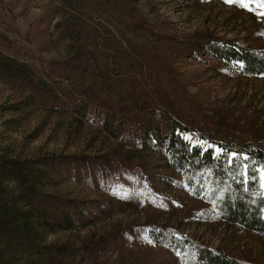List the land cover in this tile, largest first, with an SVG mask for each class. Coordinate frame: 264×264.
Here are the masks:
<instances>
[{"label":"rangeland","instance_id":"rangeland-1","mask_svg":"<svg viewBox=\"0 0 264 264\" xmlns=\"http://www.w3.org/2000/svg\"><path fill=\"white\" fill-rule=\"evenodd\" d=\"M135 4L144 22L137 32ZM261 12L255 3L249 9L226 0H0V264H188L159 238L123 234L146 223L264 264L263 237L216 221L163 155L141 152L79 116L67 95L77 71L57 79L51 70L66 57L62 32L75 23L91 40L129 45L123 55L100 47L115 62L106 71L113 98L162 96L183 121L248 137L249 127L264 128V76L228 75L206 56L180 55L178 43L208 38L264 48ZM153 32L171 38L155 40ZM142 63L149 69L141 71ZM125 72L130 77H120ZM182 137L210 146L193 131ZM40 159L47 164L35 165ZM50 160L61 161L58 169ZM123 167L141 169L156 196L129 193L135 174L120 177ZM74 212L84 225L65 228L62 218Z\"/></svg>","mask_w":264,"mask_h":264},{"label":"trees","instance_id":"trees-1","mask_svg":"<svg viewBox=\"0 0 264 264\" xmlns=\"http://www.w3.org/2000/svg\"><path fill=\"white\" fill-rule=\"evenodd\" d=\"M134 9L135 18H130L133 29L137 32L144 27V22L140 20L136 4ZM69 27L71 30L65 34L62 32V36L66 35L69 41L66 57L53 63L51 70L56 73L57 79L63 76L70 79L73 72L77 71L76 75L80 79L67 91L74 103L75 112L87 121L97 123L113 137L134 145L141 152L163 155L167 160L166 166L183 179L184 185L192 189L194 197L202 199L209 206V213L216 221L264 238V186L261 180V171L264 170V128L249 127L248 137H242L243 131L236 129L233 135L218 129L203 130L200 122L187 119L183 121L175 117L171 102H165L162 96H153L151 102L137 98L127 102L119 96L118 99L113 98L111 94H115L112 93L110 74L106 71H112L115 62L104 56L100 47L106 46V54L120 52L123 55L129 50V45L126 43L125 47L123 40H110L108 44H103L104 42L91 40L87 33L79 35L75 23ZM153 36L155 40L171 38L164 34L155 35V32ZM216 40L206 38L196 42H180L179 54H188L193 58L206 56L218 62L222 71L235 77L264 76V48L240 46L233 40ZM139 67L141 71L147 67L149 69L143 63ZM120 77H130V74L125 72ZM148 90L152 93L153 86L148 87ZM72 94L77 96L72 98ZM163 122L167 125L162 126ZM192 131L210 146L205 149L192 146L182 137L183 133ZM216 148L221 151L218 153ZM233 153L236 155H232ZM101 159L99 157L97 160ZM108 159L110 158L105 159V163ZM90 160L92 162L88 163L95 166L94 158ZM42 162L47 164L45 159L36 160L34 164ZM60 163L61 161L50 160V169H58ZM99 164L104 170V161ZM123 174H135L134 188L128 189L129 193L142 194L141 197L146 199L156 196L152 181L144 177L141 169L126 171L123 167L118 175L122 177ZM104 181L106 180L103 179L102 182ZM62 222L65 228L84 225L75 212L64 216ZM123 234L129 238L143 236L147 242H154L159 238L169 247L178 249L186 257L188 264H257L232 256L224 250L198 244L188 236L177 237L172 229L165 226L149 223L143 226L130 225L123 230Z\"/></svg>","mask_w":264,"mask_h":264},{"label":"snow or ice","instance_id":"snow-or-ice-1","mask_svg":"<svg viewBox=\"0 0 264 264\" xmlns=\"http://www.w3.org/2000/svg\"><path fill=\"white\" fill-rule=\"evenodd\" d=\"M226 2L229 3H239L241 7L249 8L251 7V4L255 3L257 7L264 8V0H226ZM260 15H264V12L258 13ZM185 139H189V137L185 136ZM216 151L219 153L221 149L217 148ZM232 155H236L233 153ZM261 180H262V186H264V170L261 171Z\"/></svg>","mask_w":264,"mask_h":264}]
</instances>
